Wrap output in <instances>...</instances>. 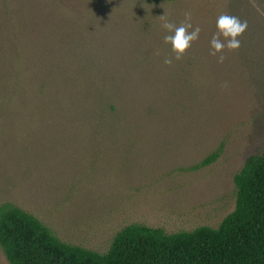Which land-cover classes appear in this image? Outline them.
Here are the masks:
<instances>
[{"label": "rangeland", "instance_id": "374dc122", "mask_svg": "<svg viewBox=\"0 0 264 264\" xmlns=\"http://www.w3.org/2000/svg\"><path fill=\"white\" fill-rule=\"evenodd\" d=\"M186 11L198 38L165 65L173 54L160 15L179 24ZM220 13L247 21L222 63L208 44ZM8 61L24 101L13 90L0 110V204L66 244L103 254L130 225L217 228L235 206L234 175L264 150V0H0V65ZM95 62L115 98L104 121L114 129L99 140L85 127L95 120L68 124L73 111H51L39 94L47 66ZM68 77L93 90L92 76Z\"/></svg>", "mask_w": 264, "mask_h": 264}, {"label": "trees", "instance_id": "16d2710c", "mask_svg": "<svg viewBox=\"0 0 264 264\" xmlns=\"http://www.w3.org/2000/svg\"><path fill=\"white\" fill-rule=\"evenodd\" d=\"M6 63L9 74H2L1 66ZM6 63L0 65V106L4 108L0 110L8 109L13 90L24 101L23 81L16 76V65L12 61ZM100 65L76 63V70L66 71L63 65H49L39 88L51 111H57L56 107L73 111L63 114L68 117V124L84 127L79 122L84 119L83 115L95 120L98 126L85 127L91 130L87 135L97 140L110 136L114 127L105 125L104 121L109 119L105 113L114 116L115 111V98L104 94L110 89L111 81L99 74ZM68 75L80 79L92 76L93 90L87 94L77 91L81 85L75 80L79 79ZM69 102L74 103L75 109L64 105ZM216 157V153L210 154L201 166L210 164ZM233 183L234 209L217 228L201 226L190 232L165 234L160 229L130 225L115 235L103 254L66 244L33 215L1 203L0 249L8 264H264V150L245 159Z\"/></svg>", "mask_w": 264, "mask_h": 264}, {"label": "clouds", "instance_id": "9594fccd", "mask_svg": "<svg viewBox=\"0 0 264 264\" xmlns=\"http://www.w3.org/2000/svg\"><path fill=\"white\" fill-rule=\"evenodd\" d=\"M162 19L161 28L165 34L163 42L169 46L171 57L165 56L163 63L170 65L173 60H179L185 50L190 47L191 42L198 38L200 27H193L191 13H184V20L174 24L160 15ZM247 27V21L238 16L220 13L215 19V31L208 41L210 54L216 56L217 62L222 63L225 59L224 50H234L240 46L239 37ZM190 29V30H189Z\"/></svg>", "mask_w": 264, "mask_h": 264}]
</instances>
